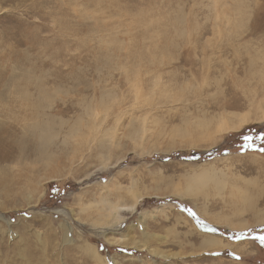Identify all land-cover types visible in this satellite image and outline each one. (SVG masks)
Segmentation results:
<instances>
[{"label": "rangeland", "instance_id": "1", "mask_svg": "<svg viewBox=\"0 0 264 264\" xmlns=\"http://www.w3.org/2000/svg\"><path fill=\"white\" fill-rule=\"evenodd\" d=\"M259 103L264 0H0V264H264Z\"/></svg>", "mask_w": 264, "mask_h": 264}, {"label": "bare ground", "instance_id": "2", "mask_svg": "<svg viewBox=\"0 0 264 264\" xmlns=\"http://www.w3.org/2000/svg\"><path fill=\"white\" fill-rule=\"evenodd\" d=\"M263 106H264V103H259L258 108L264 109ZM258 115H260V114H258ZM263 118H264V113L261 116L257 117L256 120L261 121ZM250 120H251L250 115L241 116L239 121L235 124H229V123L225 122L224 127L222 129L225 128V131H237V130L241 129L245 124H247ZM207 181H209V178L206 176L200 180V182L203 184ZM258 224L264 225V220L260 219V221H258ZM207 243H209V245H214L217 242L215 241V239H212V240L207 241Z\"/></svg>", "mask_w": 264, "mask_h": 264}]
</instances>
